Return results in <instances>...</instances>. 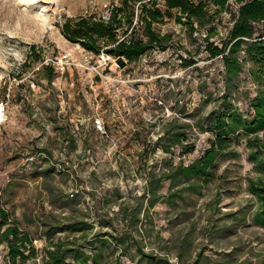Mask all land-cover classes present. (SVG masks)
Masks as SVG:
<instances>
[{"label": "rangeland", "instance_id": "374dc122", "mask_svg": "<svg viewBox=\"0 0 264 264\" xmlns=\"http://www.w3.org/2000/svg\"><path fill=\"white\" fill-rule=\"evenodd\" d=\"M120 2L0 0V94H11L0 204L38 250L14 260L0 243V264H46L47 247L60 240L85 249L93 264H264L261 202L250 191L264 177L249 144L256 135L233 133L212 174L172 179L211 146L221 109L254 113L264 77L242 51L244 69L227 85L208 30L175 18L156 26L171 35L168 48L135 62L64 35L67 18L108 17ZM218 17L215 44L234 24L229 11ZM179 134L166 152L160 137L165 144Z\"/></svg>", "mask_w": 264, "mask_h": 264}, {"label": "trees", "instance_id": "16d2710c", "mask_svg": "<svg viewBox=\"0 0 264 264\" xmlns=\"http://www.w3.org/2000/svg\"><path fill=\"white\" fill-rule=\"evenodd\" d=\"M234 5H237L236 9ZM225 11L231 12L234 24L222 43L215 44L210 40L219 34L218 16ZM169 18H175L178 23L193 30H208L204 40L208 42L213 58H223V79L227 85L244 69V60L240 56L242 51L264 77V0H121L120 4L111 7L108 17L80 15L67 18L62 31L69 40L80 43L93 53H106L135 62L152 49L168 48L171 35L156 26L166 23ZM214 128L216 137L211 146L194 162L179 164L177 172L172 175L175 183L177 176L181 175L192 179L212 174L210 168L227 149L231 135L240 130L248 136L256 135L254 139L249 137L250 146L264 150V141L259 137L264 130V92L255 98L254 113L250 115L233 107L221 109L215 117ZM172 137L174 139L165 144L162 143L164 136L159 139L166 152H172V146L179 142L181 134ZM258 149L252 151V156L257 171L264 174V156H260ZM250 191L261 202L257 219L264 226V177L251 180ZM78 229L84 227L80 225ZM0 243L7 245L14 260L21 258L25 261L38 256L32 235L22 229L1 204ZM90 260L91 255L85 249L66 240L51 241L47 247L46 264H93Z\"/></svg>", "mask_w": 264, "mask_h": 264}, {"label": "built area", "instance_id": "2783aa9c", "mask_svg": "<svg viewBox=\"0 0 264 264\" xmlns=\"http://www.w3.org/2000/svg\"><path fill=\"white\" fill-rule=\"evenodd\" d=\"M11 94L10 92L1 95L0 94V132L3 130L5 124L9 119V103H10ZM95 126L98 131L105 132V123L101 118L95 120Z\"/></svg>", "mask_w": 264, "mask_h": 264}]
</instances>
